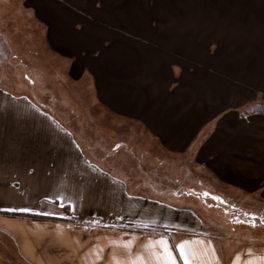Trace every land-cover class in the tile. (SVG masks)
Segmentation results:
<instances>
[{"label": "crops", "instance_id": "crops-1", "mask_svg": "<svg viewBox=\"0 0 264 264\" xmlns=\"http://www.w3.org/2000/svg\"><path fill=\"white\" fill-rule=\"evenodd\" d=\"M128 1L0 0V34L9 50L22 60L34 52L24 67H45L37 44L15 45L5 23L12 8L45 36L43 49L63 76L29 86L0 73V236L6 252L35 264H157L148 245L163 237L176 264L185 262L173 245L185 241L198 253L193 264H264V241L227 252L197 189L237 206L264 196V111L239 108L256 103L259 94L246 85L253 81L242 86L202 62L205 52L194 36L156 43L152 24L139 32L110 24V42L98 37L103 19L117 12L127 19L159 13L167 19L257 20L264 0H240L235 7L231 0H135L118 11L116 5ZM70 88L83 90L76 96ZM75 96L84 101L77 104ZM85 102L135 122L144 147L160 155L142 151L136 138L107 137L92 126ZM207 126L211 133L201 141ZM198 174L211 189L187 181ZM89 216L97 222L86 223Z\"/></svg>", "mask_w": 264, "mask_h": 264}, {"label": "rangeland", "instance_id": "rangeland-1", "mask_svg": "<svg viewBox=\"0 0 264 264\" xmlns=\"http://www.w3.org/2000/svg\"><path fill=\"white\" fill-rule=\"evenodd\" d=\"M153 1V4H155L156 0ZM231 1L234 7L236 5L239 6L238 2L240 0ZM130 2H135V0H129L125 3L121 2L116 5V8H119L118 11L128 10L127 7ZM17 12L18 11L12 8L10 9L5 22L6 26L13 32L12 34H15L17 44H24L30 48H35L34 43L37 44L38 55H35L39 61H42L40 56H44L45 67L42 69L28 65L24 67L22 65L24 61H26V64L33 63L32 60L34 58L31 56L34 53L33 50H30L33 53L27 57V60H22L18 55L9 50L7 41H5L4 36L0 34V73L7 75L10 79H26L27 82H29V86H34L35 79L37 84H40L42 80L49 81L51 78L54 80H61L63 76L59 73L61 68L58 62L43 49L45 36L41 34L39 29H33V26L25 23V19L19 18ZM116 15L117 16H108L103 19L106 23L104 35L99 34L98 37H106L107 43H109L110 41L108 38L113 36V32L108 28L112 24L115 25L113 27H121L133 31L137 30L138 32L141 30L140 28L152 24L154 35H151V37H153V41L161 44H168L172 40H175V44H179L184 37L194 36L201 40L203 52H205V56L201 58L202 62L214 69L216 68L218 74L227 76L228 79L229 77L233 78L238 83H241L242 86L245 85V79L253 81V83L246 85H250L249 87L251 89L253 88L259 94L258 99H256V103L248 104L242 108L239 107L242 112L245 114L255 111H264V13L259 14V19L257 20H246L245 18L167 19L160 17L159 13H157L158 18L155 19H127L120 16L118 17L119 12H117ZM255 21H257V23H255L256 29H248L254 26ZM1 26L2 25H0V27ZM178 40H180V42ZM177 41L179 43H176ZM31 58L33 59L30 60ZM50 59H52V62H50ZM178 75H181V72ZM40 77L43 79H40ZM258 79H261V82H258ZM180 82H182V79ZM258 85L260 87L259 90L257 88ZM12 89L16 92L19 90L17 87ZM70 89L73 91L71 93L76 95L77 92H81L82 88ZM76 96L74 99H76L77 104H81L84 100ZM234 101L236 104L240 100L235 99ZM84 105L88 107L87 110L89 114L87 116L90 117L92 126L100 127L105 131L107 137L116 136V138H118V136H121L123 139H132V141L136 138L135 144L141 146L142 151L160 155L154 147H144V142L139 138L141 131L136 130L137 125L135 122L123 120L99 104L90 105V103L85 102ZM135 131H137V135ZM210 133L211 126L205 127L201 132L199 140L202 141L204 137ZM187 181L192 184L197 183L196 185L202 184L206 188L211 189V185L204 177V174L194 175L192 179ZM197 189H201L200 194L203 201H205V204L203 203L202 205L203 210H206L204 216L210 223L216 225L212 229L214 232L213 234L222 238L221 241L223 245L227 246L228 253L229 250L236 251L240 246L256 245L264 241V235L262 234V231H264V216L250 213H264V196L256 195L253 198L254 200L241 202L242 204L240 206L234 204L235 207L231 202L226 203L212 195H207L202 191V189L205 188ZM229 195H231L229 198L239 201L234 193L229 192ZM244 207L254 209L248 213L245 211ZM245 222L255 224L259 227H251V225H246ZM204 230L209 229L205 228ZM170 237L172 236L170 235ZM1 240L0 236V255H6V258H0V264H35L33 260H20L12 257L10 253L6 252L7 246L5 244L7 242L5 241V243L2 244L3 242ZM176 245H178L177 242L173 245V250L175 252L177 251ZM72 261L73 264H80L79 260L73 259ZM65 262L66 261L63 260V263Z\"/></svg>", "mask_w": 264, "mask_h": 264}, {"label": "snow or ice", "instance_id": "snow-or-ice-1", "mask_svg": "<svg viewBox=\"0 0 264 264\" xmlns=\"http://www.w3.org/2000/svg\"><path fill=\"white\" fill-rule=\"evenodd\" d=\"M189 242L185 241L176 245L180 249V255L183 257L185 264H193L192 257L198 255L195 250L187 247ZM152 249V255L157 261V264H176V259L172 251V246L168 241L161 237L157 241L150 242L148 245Z\"/></svg>", "mask_w": 264, "mask_h": 264}, {"label": "built area", "instance_id": "built-area-1", "mask_svg": "<svg viewBox=\"0 0 264 264\" xmlns=\"http://www.w3.org/2000/svg\"><path fill=\"white\" fill-rule=\"evenodd\" d=\"M95 222H97V220H95L91 216H89V217L86 218V223H90L91 224V223H95Z\"/></svg>", "mask_w": 264, "mask_h": 264}, {"label": "bare ground", "instance_id": "bare-ground-1", "mask_svg": "<svg viewBox=\"0 0 264 264\" xmlns=\"http://www.w3.org/2000/svg\"><path fill=\"white\" fill-rule=\"evenodd\" d=\"M13 40H14L15 45H16V46H19V44H17V43L15 42V40H16L15 37L13 38Z\"/></svg>", "mask_w": 264, "mask_h": 264}]
</instances>
